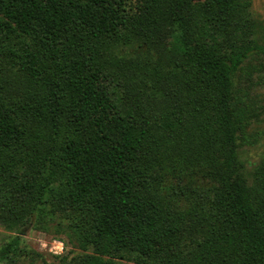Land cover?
I'll use <instances>...</instances> for the list:
<instances>
[{"label":"trees","instance_id":"obj_1","mask_svg":"<svg viewBox=\"0 0 264 264\" xmlns=\"http://www.w3.org/2000/svg\"><path fill=\"white\" fill-rule=\"evenodd\" d=\"M250 2L0 0V263L31 227L82 251L42 264H264Z\"/></svg>","mask_w":264,"mask_h":264},{"label":"rangeland","instance_id":"obj_2","mask_svg":"<svg viewBox=\"0 0 264 264\" xmlns=\"http://www.w3.org/2000/svg\"><path fill=\"white\" fill-rule=\"evenodd\" d=\"M250 14L264 35V0H251ZM132 51V50H130ZM259 56L248 60L240 71L238 102L244 103L249 113L238 132V152L246 168L251 169L264 159V69L259 66ZM14 233L0 226V245ZM17 255L18 264L56 263L60 256L70 259L82 251L67 235L46 233L28 227L21 235ZM3 264V263H0ZM121 264H134L123 261Z\"/></svg>","mask_w":264,"mask_h":264}]
</instances>
